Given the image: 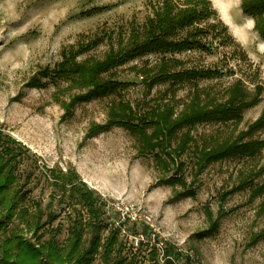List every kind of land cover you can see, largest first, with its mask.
<instances>
[{
	"label": "rangeland",
	"instance_id": "obj_1",
	"mask_svg": "<svg viewBox=\"0 0 264 264\" xmlns=\"http://www.w3.org/2000/svg\"><path fill=\"white\" fill-rule=\"evenodd\" d=\"M156 1L0 0V132L35 155L34 161L20 165V173L27 169L30 175L26 185L28 204L41 202L43 210L57 216L52 227L62 228L59 240L64 241L71 219L86 212L72 200L61 198V192L47 179V170L67 172L73 168L104 202L103 237L119 229L126 256L135 254L140 263L151 264V246L157 244L162 249L169 243L190 256L194 264H264V240L251 245L252 238L264 231V212L259 210L263 198L252 199L250 190H245L222 201V194L238 185L243 176L264 168V149L254 158L212 164L195 181L191 147L182 157L186 165L182 177L192 183L190 187L196 195L174 201L176 191L162 182L174 171L160 173L153 156L138 153V143L128 131L114 127L93 138L87 136L92 126L108 122L110 105L119 99L145 110L167 100L170 82L157 85L148 93L143 77L136 72V68L155 65L162 55H145L116 69V80L125 85L119 95H90L86 99L91 88H78L53 73L70 55L76 56L77 63L91 58L102 60L110 49L109 38L116 39L120 32L126 35L133 20L143 25L152 15L151 4ZM204 1L213 14L203 26L225 29L227 44L219 45L218 40L209 52L192 50L165 56L184 61L185 69L220 68L223 74L179 81L177 101L181 105L187 103L195 86L209 89L222 100L238 79L252 94L259 86L263 93L257 106L244 111L243 122L238 126L198 125L193 130L197 144L237 136L264 110V39L255 29V19L243 12L242 0ZM96 39H100L96 47L79 52L82 45ZM67 53L70 54L66 57ZM35 81L43 85H31ZM58 86L65 91L59 93ZM253 139L264 141V129ZM255 184H264V174ZM118 209L130 216L123 219L115 211ZM206 210H210L213 220L221 211L228 215L212 237L201 238L200 233L208 230L211 223ZM131 217L139 220L132 221ZM16 223L7 226L12 229ZM144 227L149 230L147 235L144 233L145 245L139 250L135 239L143 234ZM25 238L33 240L30 233ZM162 257L160 253V264ZM98 263L99 258L95 264Z\"/></svg>",
	"mask_w": 264,
	"mask_h": 264
},
{
	"label": "trees",
	"instance_id": "obj_2",
	"mask_svg": "<svg viewBox=\"0 0 264 264\" xmlns=\"http://www.w3.org/2000/svg\"><path fill=\"white\" fill-rule=\"evenodd\" d=\"M151 10L152 15L143 25L133 20L126 35L120 32L116 39L112 36L109 38L110 49L102 60L91 58L77 63L76 56H68L70 53H67L63 65L53 73L58 79L74 82L78 88L86 85L91 88L84 97L86 99L90 95H119L125 85L116 80V69L145 55H162L155 65L136 68V72L143 77L148 93L157 85L170 82L167 100L159 101L145 110L119 99L110 105L108 122L92 126L87 136L93 138L114 127L128 131L138 143V153L144 157L153 156L160 173L167 175L174 171L173 176L162 182L176 191L174 201H180L196 195V191L190 187L192 183L182 177L186 167L182 157L191 147L195 158L192 173L195 181L212 164L233 158H254L264 149V141L253 139L257 132L264 129V110L247 130L235 137L197 144L193 135V130L201 124L240 125L244 111L260 103L263 88L256 87V92L252 94L246 84L238 79L221 100L209 89L195 86L189 101L181 105L175 97L179 81L210 79L223 72L220 68L185 69L184 61L165 54L192 50L209 52L214 41L219 40V45H225L229 37L225 29L209 24L208 27L203 26L213 14L204 0L180 3L157 0L151 4ZM242 10L255 19V29L264 39V0H242ZM210 29L212 35H209ZM99 42L100 39L92 40L82 45L79 52H88ZM31 85L43 84L35 81ZM58 90L59 93L65 91L60 87ZM34 158L35 155L25 146L0 132V264H95L97 258L98 264H144L136 260L135 254L132 257L125 255L126 247L119 229H113L107 237H103L106 228L101 219L104 202L73 168L67 172L47 170L50 175L47 179L61 192V198L72 200L75 206H80L86 212V216L79 213L71 219L67 238L60 241L62 228L52 227L57 216L43 210L41 202L28 204L26 185L30 175L27 169L20 173V165ZM263 174L264 168L243 176L238 185L222 194V201L238 192L250 190L252 199L263 198L259 210L264 212V184H255V180ZM206 212L211 223L208 230L200 233L201 238L212 237L218 231L221 220L228 215V212L221 211L218 218L213 220L210 210ZM14 221L17 223L12 229L9 228L7 225ZM148 230L144 227L143 233L147 235ZM27 233L32 235L33 240L25 238ZM262 240L264 231L252 238L251 245ZM160 253L163 255L162 264H194L190 256H185L169 243L162 249L157 244L151 246V264H160Z\"/></svg>",
	"mask_w": 264,
	"mask_h": 264
},
{
	"label": "built area",
	"instance_id": "obj_3",
	"mask_svg": "<svg viewBox=\"0 0 264 264\" xmlns=\"http://www.w3.org/2000/svg\"><path fill=\"white\" fill-rule=\"evenodd\" d=\"M118 210H120V209H118ZM116 212H120L121 214H122V217H123V219H125L127 216L129 217L130 215H127L126 213L124 214L123 213V211H117V210H115ZM131 219H132V221H137V220H139V218L138 217H131ZM147 225H149V223L147 222L146 223ZM144 236H145V234L143 233V234H141V235H139V236H137L136 237V239H135V241H136V246H141V245H145V238H144ZM156 238V236H153V238ZM154 241V240H153ZM139 246V247H140Z\"/></svg>",
	"mask_w": 264,
	"mask_h": 264
}]
</instances>
